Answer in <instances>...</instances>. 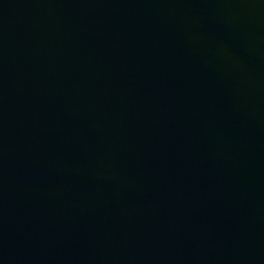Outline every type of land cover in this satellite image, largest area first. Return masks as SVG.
I'll return each mask as SVG.
<instances>
[{"label":"water","instance_id":"water-1","mask_svg":"<svg viewBox=\"0 0 264 264\" xmlns=\"http://www.w3.org/2000/svg\"><path fill=\"white\" fill-rule=\"evenodd\" d=\"M0 264H264V0H0Z\"/></svg>","mask_w":264,"mask_h":264}]
</instances>
